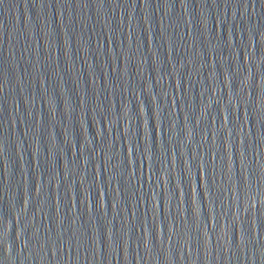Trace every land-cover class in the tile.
Segmentation results:
<instances>
[{"label": "water", "instance_id": "water-1", "mask_svg": "<svg viewBox=\"0 0 264 264\" xmlns=\"http://www.w3.org/2000/svg\"><path fill=\"white\" fill-rule=\"evenodd\" d=\"M0 264H264V0H0Z\"/></svg>", "mask_w": 264, "mask_h": 264}]
</instances>
